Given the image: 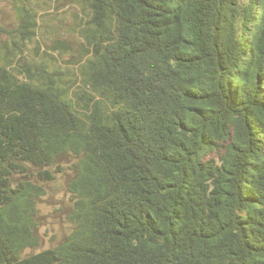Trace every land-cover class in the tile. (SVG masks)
<instances>
[{
    "label": "trees",
    "instance_id": "obj_1",
    "mask_svg": "<svg viewBox=\"0 0 264 264\" xmlns=\"http://www.w3.org/2000/svg\"><path fill=\"white\" fill-rule=\"evenodd\" d=\"M78 1V71L21 68L26 0L0 44V264H264V0Z\"/></svg>",
    "mask_w": 264,
    "mask_h": 264
},
{
    "label": "rangeland",
    "instance_id": "obj_2",
    "mask_svg": "<svg viewBox=\"0 0 264 264\" xmlns=\"http://www.w3.org/2000/svg\"><path fill=\"white\" fill-rule=\"evenodd\" d=\"M26 6L33 10L36 33L33 38L25 40L21 68L24 66L36 73L44 63H49L61 72L78 71L73 60L81 56L85 43L79 31L81 18L84 17L79 1L26 0ZM21 13L16 9V0H0V44L6 39L10 41L13 36L20 39ZM79 86L80 82L73 91ZM66 178V174L59 175L47 185V194L39 204L41 244L37 249H28V253L53 247L70 232L68 214L72 200L67 191Z\"/></svg>",
    "mask_w": 264,
    "mask_h": 264
}]
</instances>
